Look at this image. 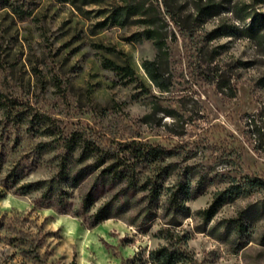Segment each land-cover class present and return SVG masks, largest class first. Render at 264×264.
I'll list each match as a JSON object with an SVG mask.
<instances>
[{
	"label": "rangeland",
	"instance_id": "obj_1",
	"mask_svg": "<svg viewBox=\"0 0 264 264\" xmlns=\"http://www.w3.org/2000/svg\"><path fill=\"white\" fill-rule=\"evenodd\" d=\"M251 12L264 3L0 1V264H156L167 229L189 234L201 264H264V188L200 213L232 183L264 180V29L243 33ZM152 14L167 34L165 92L142 67L157 53ZM180 181L190 216L168 208Z\"/></svg>",
	"mask_w": 264,
	"mask_h": 264
},
{
	"label": "trees",
	"instance_id": "obj_2",
	"mask_svg": "<svg viewBox=\"0 0 264 264\" xmlns=\"http://www.w3.org/2000/svg\"><path fill=\"white\" fill-rule=\"evenodd\" d=\"M2 5H7V0H0ZM264 3V0H259ZM130 8V6H129ZM135 9L131 7L127 10L126 13L131 12ZM215 8V9H214ZM216 4H211L202 9L204 13H211L216 10ZM169 13V11H168ZM124 15V11H120L116 14V18ZM246 16L252 17L251 24H245L242 28L243 33L250 37H257L258 33H260L264 29V14H252L248 13ZM247 17H244L243 20H246ZM161 18H157V15H151L150 23L153 25L151 29L147 32V37L152 38L153 43L156 47L157 53L156 56L152 59H144L142 61V67L151 81V83L160 91L165 92L169 91L172 85V76L170 72V61H169V52L166 46V36L165 33L162 32L161 26L156 25ZM103 65L106 68L113 69L117 75L121 76L125 82H139L136 70L133 66L126 62L124 64H119L114 62L109 58H104ZM142 86V84H140ZM225 86L229 90V96L234 97L236 95V89L232 88L230 83H226ZM168 113H173V110H168ZM138 150V154L142 156L149 157V155L153 157H157L161 155L160 150L156 148L141 150L138 147H135ZM78 180V179H77ZM189 184L180 181L177 185V189H171L167 192L168 195V208L176 215L182 216H190L191 208L187 205V198L190 196ZM264 188V180L258 177H246L244 182H235L232 183V186L226 190L219 191L212 204L200 211L202 215L206 219H212L214 215L217 213L218 209L227 201L232 198L246 193L250 189L254 188ZM157 188V185H155ZM159 197L162 193L161 189L157 188L154 191ZM87 199V198H86ZM91 199L89 195L88 200ZM109 208L110 206H106L100 208L98 212L94 215V222L99 223L109 217ZM242 222L239 219L235 220V226L241 227ZM163 237L166 240V243L161 245L160 247L152 250L150 252V260L156 264H201L198 262L195 255L191 252L188 247L189 234L175 233L171 229L165 230L163 233Z\"/></svg>",
	"mask_w": 264,
	"mask_h": 264
}]
</instances>
